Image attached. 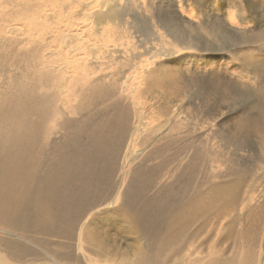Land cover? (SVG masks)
<instances>
[{
	"label": "rangeland",
	"instance_id": "1",
	"mask_svg": "<svg viewBox=\"0 0 264 264\" xmlns=\"http://www.w3.org/2000/svg\"><path fill=\"white\" fill-rule=\"evenodd\" d=\"M0 264H264V0H0Z\"/></svg>",
	"mask_w": 264,
	"mask_h": 264
},
{
	"label": "bare ground",
	"instance_id": "2",
	"mask_svg": "<svg viewBox=\"0 0 264 264\" xmlns=\"http://www.w3.org/2000/svg\"><path fill=\"white\" fill-rule=\"evenodd\" d=\"M240 18H241V17H240ZM240 20L242 21V20H244V19H240ZM244 21H245V20H244ZM180 43H181V42H180ZM182 43H183V42H182ZM182 43H181V44H182ZM182 45H183V44H182ZM183 46H185V47L187 48V47L189 46V44H188V45L184 44ZM183 46H182V47H183ZM190 46H191V45H190ZM180 47H181V46H180ZM185 47H184V48H185ZM184 48H182V49H184ZM189 48H190V47H189ZM14 159L17 160V159H16V156H14ZM11 160H12V158L10 159V161H11ZM8 161H9V160H8ZM10 161H9V162H10ZM8 164H9V163H8ZM2 165H3V163H2ZM5 166H6V165H5ZM6 167H8V166H6ZM21 173H22V172H21ZM5 183H6V182H5ZM9 184H10V183H9ZM2 199H3V198H2Z\"/></svg>",
	"mask_w": 264,
	"mask_h": 264
}]
</instances>
